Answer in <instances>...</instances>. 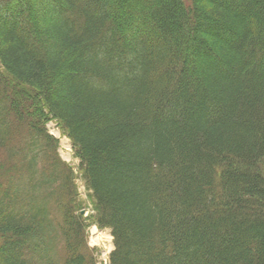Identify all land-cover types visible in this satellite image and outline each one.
I'll use <instances>...</instances> for the list:
<instances>
[{"label":"trees","instance_id":"trees-1","mask_svg":"<svg viewBox=\"0 0 264 264\" xmlns=\"http://www.w3.org/2000/svg\"><path fill=\"white\" fill-rule=\"evenodd\" d=\"M47 1L0 0V264H96L49 117L109 264H264V0Z\"/></svg>","mask_w":264,"mask_h":264},{"label":"rangeland","instance_id":"rangeland-1","mask_svg":"<svg viewBox=\"0 0 264 264\" xmlns=\"http://www.w3.org/2000/svg\"><path fill=\"white\" fill-rule=\"evenodd\" d=\"M47 2L50 1L48 0ZM183 2L185 4V8L189 10V0H183ZM36 8H33L31 10L29 6L26 5L25 7L27 11L30 9V16L33 15L32 12H34L37 16L38 13ZM0 10V13H3L2 15L11 14V12H7L6 10L3 11L1 8ZM1 81L4 82V79L0 78V82ZM16 94L17 97L20 96L18 92H16ZM9 101L12 102L11 99ZM25 103L26 102H23V104ZM22 107L23 106H21V108ZM21 108L20 110L22 111ZM15 109L12 108L11 111L15 116L19 117L20 115H22L16 114L17 110ZM47 119H49V121L47 120V124L45 123L44 128L47 134L52 138L51 145L54 148V155H56L62 163H65L72 173V185L76 192V199H74L73 205L77 206V213H79L84 219L87 247L94 251L93 254L94 258L96 259V264H109V255L113 250L110 231L108 229H98L95 226L92 218H90L93 215V201L90 199L91 193L88 192L85 181L82 177V171L80 170L79 166V159L76 157V154L72 149V143L67 137L66 131L62 128V124L54 119H50V117ZM18 121L19 122H14L13 136L15 138L14 141L22 146L29 140L27 138L28 135L26 134L27 128L25 126H22L23 124H21L20 126V122L22 120L19 119ZM12 145L15 146V144ZM5 160L6 158L4 157V161Z\"/></svg>","mask_w":264,"mask_h":264},{"label":"bare ground","instance_id":"bare-ground-1","mask_svg":"<svg viewBox=\"0 0 264 264\" xmlns=\"http://www.w3.org/2000/svg\"><path fill=\"white\" fill-rule=\"evenodd\" d=\"M55 217L57 218V214L55 215Z\"/></svg>","mask_w":264,"mask_h":264}]
</instances>
